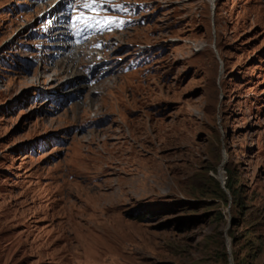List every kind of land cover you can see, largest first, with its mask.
Segmentation results:
<instances>
[{
    "label": "rangeland",
    "instance_id": "374dc122",
    "mask_svg": "<svg viewBox=\"0 0 264 264\" xmlns=\"http://www.w3.org/2000/svg\"><path fill=\"white\" fill-rule=\"evenodd\" d=\"M125 1L91 86L53 0H0V264H264V0Z\"/></svg>",
    "mask_w": 264,
    "mask_h": 264
},
{
    "label": "snow or ice",
    "instance_id": "6c2138e0",
    "mask_svg": "<svg viewBox=\"0 0 264 264\" xmlns=\"http://www.w3.org/2000/svg\"><path fill=\"white\" fill-rule=\"evenodd\" d=\"M76 4L81 11V17H73V21L76 25H80L78 31L85 32L89 30L103 31L111 30L112 27L118 26L115 18L109 17H98L97 15L89 16L88 13H97L99 8L100 11H107L105 6V0H76ZM121 10L123 6H119ZM107 20L109 23L101 24V20Z\"/></svg>",
    "mask_w": 264,
    "mask_h": 264
},
{
    "label": "bare ground",
    "instance_id": "6f19581e",
    "mask_svg": "<svg viewBox=\"0 0 264 264\" xmlns=\"http://www.w3.org/2000/svg\"><path fill=\"white\" fill-rule=\"evenodd\" d=\"M61 33H58V35H57V38L58 39H60V40H62V39H64L63 38V35L61 36L60 35ZM62 46H61V49H63V51L61 52V51H59V52H56V54L54 55V56H51V54L49 55V57L48 58H50V62L52 63V64H54L55 65V63H59V59H61L62 58V56L64 55V53L65 52H67L68 54L66 55V56H63L64 58V60L63 59H61V62H63V64H64V67H66V65H70L72 68H74L75 69V67H76V61H78L79 59H80V57H81V54H80V51L78 50V49H74L72 46H71V44L69 43V42H67L66 40H63V44H61ZM86 53H84V55H85ZM46 56L45 54H42V56ZM83 56V55H82ZM90 62V61H89ZM103 64H106V63H103V62H99V64H97V65H95L94 67H92L91 69H89V71L88 72H86L85 70H83V71H80L81 73H82V77H84V78H86L88 75H93L95 72V74H97V73H99V71L101 70V66L103 65ZM110 64H112V66H111V68H109L107 71H105L102 75H100V77H97V75H96V77H97V79H96V81H95V83L93 84V85H95L97 82H99L100 81V79H101V77H106L105 75L107 74V73H109L110 71L111 72H115V67L117 66V64L116 63H114V61L113 60H111V62H110ZM98 67H100L99 68V70L97 69ZM76 70V69H75ZM79 71V70H78ZM107 72V73H106ZM95 74L91 77V78H93V77H95ZM124 77H126V76H124ZM69 83V82H68ZM66 84V82L63 84V86ZM93 85H91V86H93ZM65 93V95H69V93L67 92H64ZM135 172L136 173H138L139 172V170L138 169H136L134 172H132L131 174H127V175H131V177L128 179V181H131V180H133V179H135L136 178V175H139V174H135ZM125 173H130L129 172V170H126V169H124V174ZM147 176V175H146ZM135 181V180H134Z\"/></svg>",
    "mask_w": 264,
    "mask_h": 264
},
{
    "label": "trees",
    "instance_id": "16d2710c",
    "mask_svg": "<svg viewBox=\"0 0 264 264\" xmlns=\"http://www.w3.org/2000/svg\"><path fill=\"white\" fill-rule=\"evenodd\" d=\"M229 178H230V176L228 177V182L226 183V189L228 190V191H230V192H233V186L231 185V183H229Z\"/></svg>",
    "mask_w": 264,
    "mask_h": 264
}]
</instances>
